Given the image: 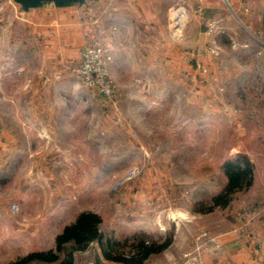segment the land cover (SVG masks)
<instances>
[{"label":"rangeland","instance_id":"1","mask_svg":"<svg viewBox=\"0 0 264 264\" xmlns=\"http://www.w3.org/2000/svg\"><path fill=\"white\" fill-rule=\"evenodd\" d=\"M12 1L0 0V38L14 27L19 47L16 86L0 91V264L54 249L85 210L102 217L106 250L92 241L74 251V264H123L104 261L105 251H128L142 238H171L145 264H181L189 236L215 237L262 208L264 11L233 12L223 0L228 24L199 0H157L170 8L154 37L139 21L141 37L113 44L104 26L95 29L84 47L98 39L106 53L107 94L81 80L82 53L63 65L48 60L44 84L40 49L32 45L35 57L24 62L22 11ZM113 1L122 12L135 2ZM94 2L101 24L107 7ZM240 155L253 164L252 184L214 205L228 183L225 162Z\"/></svg>","mask_w":264,"mask_h":264},{"label":"crops","instance_id":"2","mask_svg":"<svg viewBox=\"0 0 264 264\" xmlns=\"http://www.w3.org/2000/svg\"><path fill=\"white\" fill-rule=\"evenodd\" d=\"M156 1L135 0L131 5L132 7L126 6V9L122 12L118 9V4L115 1L104 0L107 13H105L104 21L101 24L97 23L98 14L96 11H98L97 8L99 6H96L97 3L94 0H90V2L88 0V3L83 5L67 7H57L52 3H47L42 7L32 8L28 11L20 7L22 11L21 23L24 28L22 34L24 62L28 61V64H30L29 62L35 57L32 45L39 48L40 67L38 71L41 72V76L43 75L42 79L45 80L44 84H46L47 74L42 73V70H44V67H48V60L50 62L53 61L57 65H63V61L68 62L69 58H76L79 61L86 41L85 35L89 37L95 32V29H101L104 26L108 31L109 42L113 44L120 42V39L123 38L131 39L128 36L141 37L143 33L139 31L137 23L139 21L145 25L146 30H149L150 36L154 37L156 33L163 30L165 26L163 19L167 20V13L163 14L162 12H167L170 8V3L164 5L162 1L158 4L155 3ZM12 3L11 7H13L12 11L14 12L16 3L14 0ZM229 4L233 12L242 9L250 12L264 11V0H229ZM198 6H201L200 8L205 7L206 11L209 9L211 13L214 12L216 15H222L226 23L234 24L233 13L223 15L225 6H227L223 0H199ZM7 7L10 9L9 4ZM85 7L87 12L84 11ZM2 11H4L3 8ZM9 25L12 24L9 23ZM230 26L233 29V26ZM10 29L12 34L3 35L0 38L1 93L4 89L9 91L16 86L17 34L14 27ZM133 42L136 41L134 40ZM20 49L22 48L20 47ZM115 51H111L113 56V60L109 63L111 71H113V62L117 60V56L113 55ZM127 55L129 58L130 54L127 53L124 57H127ZM23 68L24 71L26 67ZM254 210H251L252 212L244 217L245 221H241L240 217L233 226L213 232V235L222 243V248L216 250L213 245L202 247L204 264H264V205L259 210ZM187 241L185 244L189 245L186 248L188 252V250H194L199 242L204 241V239L199 236L196 238L189 236ZM104 261L107 263L120 262L108 256L107 258L105 257Z\"/></svg>","mask_w":264,"mask_h":264},{"label":"trees","instance_id":"3","mask_svg":"<svg viewBox=\"0 0 264 264\" xmlns=\"http://www.w3.org/2000/svg\"><path fill=\"white\" fill-rule=\"evenodd\" d=\"M224 168L228 176V183L225 189L214 197V205H227L234 193L248 188L253 181V164L246 155H240L237 158L226 161ZM101 222L102 217L97 212L92 210L82 211L74 221L65 225L63 230L56 236L54 249L34 250L10 264H35L36 262L74 264V251L87 248L92 241H99L105 249V244L103 243L104 233L100 226ZM108 241L114 248H117V244L112 243L111 240H107V243ZM170 242L171 238H168L161 244H150L146 239L142 238L138 242L130 244L128 251L117 250L115 254L111 251H105V254L116 261L129 264H144L151 253L168 247ZM63 254L65 257H63Z\"/></svg>","mask_w":264,"mask_h":264},{"label":"built area","instance_id":"4","mask_svg":"<svg viewBox=\"0 0 264 264\" xmlns=\"http://www.w3.org/2000/svg\"><path fill=\"white\" fill-rule=\"evenodd\" d=\"M221 23L222 20L217 18L210 24L213 26H220ZM93 40L94 39L92 38L82 51V63L79 68V73L81 75V80L87 85L100 88L108 94L112 88L110 83L111 80L108 78L105 63L103 62L106 53L97 43L98 39H95V41ZM202 236L204 237V241H201L194 250L187 253L185 255V260L181 264H204L202 258V247L205 248V245H213L216 250H220L222 248V243L218 240V238H216V236H209L207 230L202 231Z\"/></svg>","mask_w":264,"mask_h":264},{"label":"water","instance_id":"5","mask_svg":"<svg viewBox=\"0 0 264 264\" xmlns=\"http://www.w3.org/2000/svg\"><path fill=\"white\" fill-rule=\"evenodd\" d=\"M86 1L87 0H14V2L25 11L42 7L47 3H52L57 7H67L72 5H83Z\"/></svg>","mask_w":264,"mask_h":264}]
</instances>
